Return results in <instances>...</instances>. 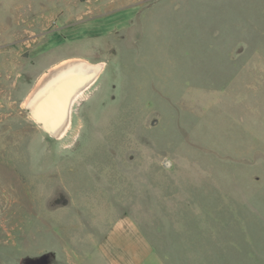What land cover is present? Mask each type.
Wrapping results in <instances>:
<instances>
[{"label": "rangeland", "instance_id": "rangeland-1", "mask_svg": "<svg viewBox=\"0 0 264 264\" xmlns=\"http://www.w3.org/2000/svg\"><path fill=\"white\" fill-rule=\"evenodd\" d=\"M77 57L50 138L23 106ZM121 216L163 264H264V0H0V264H95Z\"/></svg>", "mask_w": 264, "mask_h": 264}, {"label": "crops", "instance_id": "crops-1", "mask_svg": "<svg viewBox=\"0 0 264 264\" xmlns=\"http://www.w3.org/2000/svg\"><path fill=\"white\" fill-rule=\"evenodd\" d=\"M65 61L79 62L80 73L85 77L83 82L61 83L58 81L65 74L68 75L71 70L65 68L51 71V69ZM101 70L100 63L90 62L80 57L64 59L52 65L43 73V76L49 77L40 83L39 90L32 97L30 104L23 106L24 110H28L35 119L37 118V125L50 138L65 139L69 137L70 133L76 137V133L81 128L78 108L85 100L81 97L91 88ZM87 76L93 81L80 90L79 86L89 79ZM80 91L81 94H79ZM70 231L73 232V230ZM95 232H97L98 238L96 239L94 258L100 264H163L152 241L148 239L134 219L126 220L124 216H121L111 226L108 224L106 229L102 228ZM90 237L91 240L89 238L88 240L93 241L94 237L92 235ZM97 261L95 264H99Z\"/></svg>", "mask_w": 264, "mask_h": 264}, {"label": "bare ground", "instance_id": "bare-ground-1", "mask_svg": "<svg viewBox=\"0 0 264 264\" xmlns=\"http://www.w3.org/2000/svg\"><path fill=\"white\" fill-rule=\"evenodd\" d=\"M79 62H68V63H66V62H64V63H62V64H60V65H57V66H55V67H53L52 69H51V71H57V70H60V69H65V68H67V69H74L73 70V72L71 71L70 73H68V75L67 74H65V76H62V78H60L58 81L59 82H61V83H64V82H67V83H70V82H76V81H78L79 83L80 82H83L84 80H85V77H84V75L82 74V73H80V69L81 68H79V64H78ZM51 73V72H50ZM49 75V74H48ZM55 75V74H54ZM46 77H49V76H46L45 75V78L44 79H46ZM67 77V79H65ZM96 77V76H95ZM87 78H89L88 76H87ZM92 78H89L86 82H84V84L83 85H81V86H79V89L81 90V88H85V87H87L89 84H90V81L92 82L93 80H91ZM57 81V82H58ZM39 85H40V83H39ZM39 85H38V87H39ZM79 94H81V91H80V93ZM78 94V95H79ZM58 105V104H57ZM49 107V106H48ZM57 107V106H56ZM57 113V112H56ZM47 115V114H46ZM49 115V114H48ZM52 115V114H51ZM53 117V116H52Z\"/></svg>", "mask_w": 264, "mask_h": 264}]
</instances>
